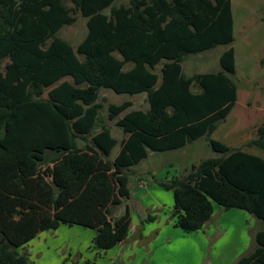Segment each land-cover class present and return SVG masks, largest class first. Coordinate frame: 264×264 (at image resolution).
Segmentation results:
<instances>
[{
    "label": "trees",
    "instance_id": "trees-1",
    "mask_svg": "<svg viewBox=\"0 0 264 264\" xmlns=\"http://www.w3.org/2000/svg\"><path fill=\"white\" fill-rule=\"evenodd\" d=\"M66 1L0 0V264H29L18 249L60 225L93 229L98 251L116 246L131 224L128 206L113 214L129 198L126 169L200 138L216 155L159 181L172 192L173 226L201 230L214 204L243 210L263 227L234 264H264V123L245 142L262 155L211 136L237 99L231 1ZM74 13L86 18L76 47L57 35ZM217 45H229L218 71L184 74L188 54ZM101 88L148 103L107 105L125 134L112 158L117 139L94 131Z\"/></svg>",
    "mask_w": 264,
    "mask_h": 264
},
{
    "label": "rangeland",
    "instance_id": "rangeland-1",
    "mask_svg": "<svg viewBox=\"0 0 264 264\" xmlns=\"http://www.w3.org/2000/svg\"><path fill=\"white\" fill-rule=\"evenodd\" d=\"M128 1L115 0L114 4H127ZM230 1L233 16L230 46L234 50L235 69L229 76L237 85V99L234 112L217 124L211 136L229 146H241L263 154L246 148L245 142L253 136V126L264 123V0ZM66 2L70 5L68 0ZM104 12L108 13L109 9ZM73 15L75 21L64 25L57 35L76 47L86 34V18L79 13ZM228 46L217 45L188 54L182 62L184 74L218 71L219 55ZM124 101L131 102L125 111L148 108L145 93L129 95L117 94L109 88L99 90L97 102L102 107L94 131L106 126L117 139L110 158L117 153L119 141L125 134L115 124V119L108 118L107 105ZM235 117L247 119L244 129L232 128ZM214 155L207 141L200 138L178 149L149 151L145 159L126 169L129 198L115 207L113 214L120 215L128 206L130 233L121 244L107 252L92 247L93 229L78 225H60L55 230L42 231L18 251L27 256L29 264H79L85 259L93 260L94 264H233L239 254L255 245L254 234L263 227L261 221L243 210L224 209L214 204L211 220L204 224L205 231H183L171 223L172 192L159 185L163 178L183 175L192 164ZM147 214L156 217L155 224L144 222ZM142 230L145 236L140 239L137 235Z\"/></svg>",
    "mask_w": 264,
    "mask_h": 264
},
{
    "label": "crops",
    "instance_id": "crops-1",
    "mask_svg": "<svg viewBox=\"0 0 264 264\" xmlns=\"http://www.w3.org/2000/svg\"><path fill=\"white\" fill-rule=\"evenodd\" d=\"M235 106V105H234ZM234 106H233V108L230 110V112L229 113H231L232 114V112H234ZM237 111V110H236ZM238 112V111H237ZM241 112V111H240ZM247 120V119H246ZM246 120H242L241 118H236L235 117V120L233 121L234 123H232L231 124V126H232V128H234V129H238V130H241V129H244L245 128V125L246 124H248L247 122H246ZM250 125V124H249ZM255 126L256 125H254L253 126V128H255ZM232 146H235V147H241V146H236V145H232ZM244 149V148H243ZM262 155V154H261ZM213 214V213H212ZM212 216V215H211ZM211 220V218L208 220V221H210ZM207 221V222H208ZM148 223H151V222H148ZM152 223L153 224H155V220L154 221H152ZM172 223V222H171ZM149 224H147V227H149L148 226ZM130 226H131V224H130ZM205 225H203V229H201V231L203 232V231H205ZM262 228V227H261ZM261 228H259V229H261ZM144 229L146 230V227H144ZM258 229V230H259ZM257 230V231H258ZM145 231L144 230H142L141 232H139V234L137 235L138 236V238H140V239H142L145 235L143 234ZM147 232V231H146ZM130 233V232H129ZM255 235V234H254ZM140 239H139V241H140ZM123 242V241H122ZM121 242V243H122ZM121 243H119V244H121ZM136 244H138V243H136ZM117 246V245H116ZM254 247H255V245H252L251 247H250V249L249 250H246V251H244L243 253H241V254H239V256H237V258L235 259V261L240 257V256H242V255H244V254H248L249 252H251L253 249H254ZM112 249V248H111ZM109 250V249H108ZM106 252H107V250H106ZM234 261V262H235ZM234 262H233V264H234Z\"/></svg>",
    "mask_w": 264,
    "mask_h": 264
}]
</instances>
